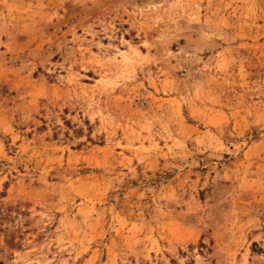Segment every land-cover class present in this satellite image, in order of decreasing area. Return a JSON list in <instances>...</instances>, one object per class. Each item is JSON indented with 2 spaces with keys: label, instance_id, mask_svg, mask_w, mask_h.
<instances>
[{
  "label": "rangeland",
  "instance_id": "rangeland-1",
  "mask_svg": "<svg viewBox=\"0 0 264 264\" xmlns=\"http://www.w3.org/2000/svg\"><path fill=\"white\" fill-rule=\"evenodd\" d=\"M0 264H264V0H0Z\"/></svg>",
  "mask_w": 264,
  "mask_h": 264
}]
</instances>
